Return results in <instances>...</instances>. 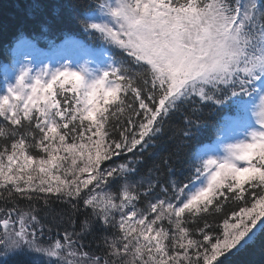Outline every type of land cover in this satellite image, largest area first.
<instances>
[{
    "label": "snow or ice",
    "instance_id": "1",
    "mask_svg": "<svg viewBox=\"0 0 264 264\" xmlns=\"http://www.w3.org/2000/svg\"><path fill=\"white\" fill-rule=\"evenodd\" d=\"M26 2L60 63L4 70L0 264H264V0Z\"/></svg>",
    "mask_w": 264,
    "mask_h": 264
},
{
    "label": "trees",
    "instance_id": "2",
    "mask_svg": "<svg viewBox=\"0 0 264 264\" xmlns=\"http://www.w3.org/2000/svg\"><path fill=\"white\" fill-rule=\"evenodd\" d=\"M54 2V0H53ZM29 7L26 0H0V21L4 22L3 30L0 31V85L2 81V70L3 65H10L12 62L11 50L13 45L18 41L16 38L17 27L13 23L14 21L21 19L25 10ZM76 36L79 39L84 40L85 43L95 44L97 41L91 40L90 38L85 37L83 34L79 33L78 30H74ZM19 39H27L30 43L34 44L36 47L41 49H51L53 47V41L59 42L58 37L53 35L45 36H21ZM116 55L114 59L121 60L123 57L119 53L118 49L113 51ZM179 125V118L174 117L171 121V129L177 128ZM161 148L155 150V154L148 158L147 163L151 164L153 161L159 159ZM0 191H3L0 189ZM4 206L3 200H0V207ZM229 208L232 205H228ZM42 216H45V213H41ZM48 223L45 225V232L47 238V227L48 224L52 225L51 235L55 236L58 231H61L64 227H69L63 221H53L51 216L47 217ZM222 222V221H221ZM166 223V222H165ZM59 224V227L56 225ZM91 239V238H90ZM261 254L259 243L249 249L247 252L243 253L240 257L237 258V264H260Z\"/></svg>",
    "mask_w": 264,
    "mask_h": 264
},
{
    "label": "rangeland",
    "instance_id": "3",
    "mask_svg": "<svg viewBox=\"0 0 264 264\" xmlns=\"http://www.w3.org/2000/svg\"><path fill=\"white\" fill-rule=\"evenodd\" d=\"M38 53L39 52L35 50V47L32 45L30 46L25 45L23 47H17L16 50L14 51V55L17 56L16 61L20 63L27 61L29 66L33 69V73L36 71H39L44 66H47L49 68H54V67L59 66L60 62L58 61V58L56 55L52 58H50L49 56H45L41 58V56H39ZM64 63H68V61H64ZM18 66H19V63L17 64V67ZM90 66H93V65H90ZM217 151L219 152V154L223 155L222 146H218Z\"/></svg>",
    "mask_w": 264,
    "mask_h": 264
},
{
    "label": "bare ground",
    "instance_id": "4",
    "mask_svg": "<svg viewBox=\"0 0 264 264\" xmlns=\"http://www.w3.org/2000/svg\"><path fill=\"white\" fill-rule=\"evenodd\" d=\"M17 58V56H15V59Z\"/></svg>",
    "mask_w": 264,
    "mask_h": 264
}]
</instances>
